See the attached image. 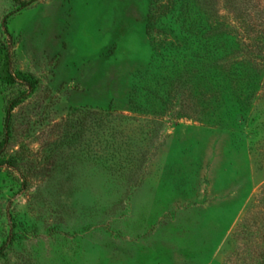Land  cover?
Listing matches in <instances>:
<instances>
[{
  "label": "rangeland",
  "instance_id": "rangeland-1",
  "mask_svg": "<svg viewBox=\"0 0 264 264\" xmlns=\"http://www.w3.org/2000/svg\"><path fill=\"white\" fill-rule=\"evenodd\" d=\"M0 264H264V0H0Z\"/></svg>",
  "mask_w": 264,
  "mask_h": 264
},
{
  "label": "trees",
  "instance_id": "trees-1",
  "mask_svg": "<svg viewBox=\"0 0 264 264\" xmlns=\"http://www.w3.org/2000/svg\"><path fill=\"white\" fill-rule=\"evenodd\" d=\"M10 109H11V107H10Z\"/></svg>",
  "mask_w": 264,
  "mask_h": 264
}]
</instances>
